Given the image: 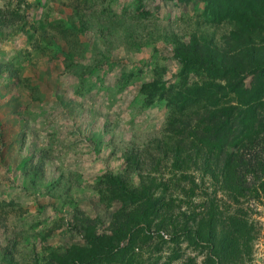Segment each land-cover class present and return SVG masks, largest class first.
<instances>
[{"label": "rangeland", "instance_id": "374dc122", "mask_svg": "<svg viewBox=\"0 0 264 264\" xmlns=\"http://www.w3.org/2000/svg\"><path fill=\"white\" fill-rule=\"evenodd\" d=\"M261 5L0 0V264H264L256 87L204 60L264 47Z\"/></svg>", "mask_w": 264, "mask_h": 264}, {"label": "trees", "instance_id": "16d2710c", "mask_svg": "<svg viewBox=\"0 0 264 264\" xmlns=\"http://www.w3.org/2000/svg\"><path fill=\"white\" fill-rule=\"evenodd\" d=\"M259 1L262 4L260 6V9L257 10L256 12L254 11L251 12L250 15L254 18L257 24H263L264 0H259ZM249 6L250 5L244 7L247 8ZM2 22L4 21L3 20L0 21V24H3ZM241 48L242 51L240 50ZM234 50L240 52H234L236 53L234 54L233 51H229V56H226L227 58L223 56V53L221 51L219 52V54L217 53L213 54L207 51L205 53L204 60L207 63V65H210V69L214 70L217 67L215 65L216 64L215 61L219 59L220 65L217 67L218 68L217 70H220L222 73L221 75H224L225 77H227V79H230L231 81H238L236 84H233L234 87H238L242 82V80L244 79V77H248V76L251 77L252 84L254 87H256V91H254L255 93H257L255 99H253L252 102H250L251 99L250 100L248 99V103H246L243 108H239V107L233 108V110L236 111L235 112L236 117H234L233 119L239 122V126L241 129L237 137H240L247 142L249 141V135H253L255 133L259 135L264 134V47H258L255 46L252 42H249L248 46H240L239 48L235 47ZM196 52H198V50L195 47H190L185 50L182 56L178 55L177 57L184 58L182 59L181 62H183V64H186L190 60H192ZM212 54L214 56H212ZM228 85L230 86L231 84L228 83ZM194 90L198 91V94H201V92H203V88L200 86L194 87ZM222 125H225V123H223ZM219 126L221 125L219 124ZM253 128H255V130H253ZM262 144H264V141L262 142ZM260 149L262 152L263 159L257 156L251 158L248 162L250 163L254 162L255 164H258L260 159H262V161H260V165L264 167V146H261ZM262 172H264V168L262 169ZM226 173H227L226 171L222 172L223 174L222 180L226 185H228L227 187L229 190H233L232 189L233 185L235 186L237 185L234 184V180L233 178L230 177V174L229 173L226 174ZM186 233L192 234L194 239H198V241L205 243L206 242L208 243L209 240L213 238V236L211 235L210 226L205 228V232L203 234H202V230L199 228H197L194 232L188 231ZM146 239L148 238H145L144 240ZM129 243L130 246L133 245V243L136 244V242L133 239L130 240ZM96 246H98L99 249L105 250L107 252L102 255H99V253L96 255L93 254L92 256H89L85 260L73 257L71 264H92L93 262L100 260L102 257L110 255L111 252L115 251V248L109 249L108 244H103L98 240L96 241ZM208 246L211 247V243H208ZM123 257L124 255L120 256L121 259H123Z\"/></svg>", "mask_w": 264, "mask_h": 264}, {"label": "built area", "instance_id": "2783aa9c", "mask_svg": "<svg viewBox=\"0 0 264 264\" xmlns=\"http://www.w3.org/2000/svg\"><path fill=\"white\" fill-rule=\"evenodd\" d=\"M161 234V236L163 237V238H166V235L165 234H162V233H160Z\"/></svg>", "mask_w": 264, "mask_h": 264}]
</instances>
